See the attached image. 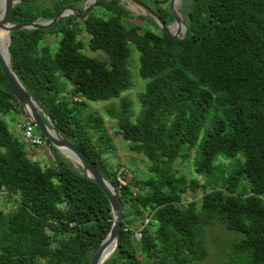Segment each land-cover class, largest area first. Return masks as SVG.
Segmentation results:
<instances>
[{
	"label": "trees",
	"instance_id": "16d2710c",
	"mask_svg": "<svg viewBox=\"0 0 264 264\" xmlns=\"http://www.w3.org/2000/svg\"><path fill=\"white\" fill-rule=\"evenodd\" d=\"M24 1L14 5L11 23L50 20L86 0H46L51 8ZM167 1L150 0L164 24L173 21L162 5ZM185 3L187 34L175 39L152 20L158 32L139 33L138 25L122 21L134 17L118 0H100L81 27L89 49L107 61L82 53L76 18L10 34L11 69L123 204L118 243L104 264H198L207 256L204 233L211 225L241 235L233 253L239 264H264V0ZM46 34L59 37L54 53L41 45ZM132 47L145 82L136 115L121 96L132 86ZM111 99L118 103L108 116L130 151L148 162L146 177L121 173L124 184L104 158L111 140L103 118L85 114L86 102ZM0 114L15 115L16 123L24 115L1 71ZM191 156L200 181L175 167ZM220 159L241 160L224 175ZM0 192L16 199L11 210L0 209V264H89L112 224L106 197L73 162L60 157L55 167L42 168L30 161L1 118ZM188 193L193 199L184 202ZM147 217L136 241L134 223Z\"/></svg>",
	"mask_w": 264,
	"mask_h": 264
},
{
	"label": "rangeland",
	"instance_id": "374dc122",
	"mask_svg": "<svg viewBox=\"0 0 264 264\" xmlns=\"http://www.w3.org/2000/svg\"><path fill=\"white\" fill-rule=\"evenodd\" d=\"M35 2H40L43 7L51 8L52 4L47 2L46 0H30ZM146 6L150 5V9L153 10L154 6L150 0H139ZM45 2V3H42ZM169 1L162 4L163 6L169 5ZM186 0H178L176 2L174 9L178 16L182 18L184 7L187 3ZM189 2V0H188ZM121 6H123L127 11H129L134 18L131 19H122V21L128 26L131 27L133 25L139 26V33H143L146 28H150L156 32L153 26L150 24L148 20H152L151 16L148 15L147 12L133 4L129 0H119ZM84 7L88 4L87 2L83 3ZM72 7H78L75 3H72ZM81 7L79 6L78 11H80ZM135 10V11H134ZM1 11V10H0ZM95 12L97 15L104 16L105 12L100 8H95ZM144 17L145 20L139 19L138 17ZM43 21L42 18L37 19V22ZM154 22V21H153ZM58 39L57 35H49L46 34L43 36V40L41 41V45H47L50 48L51 53H54L58 47ZM77 39L82 41L84 47L81 50L83 54L86 56L99 59L102 61H107L106 55L101 51L92 52L88 47V39L89 36L81 27V23H79V31L77 32ZM131 56L128 59L129 67L132 73V86L130 89L126 90L122 93V97H127L132 102V109L134 114L136 115L139 111V103H138V94L143 91L145 82L141 80L138 76V57L137 52L132 47L131 48ZM87 108L85 114L88 112L95 111L99 116L103 118L104 126L107 134L111 140V151L109 154L105 155L106 163L109 168L118 172L119 170H126V177L131 178L133 176L137 177H146L147 176V164L148 162L142 158L141 155L130 151V143L124 139L121 135L120 130L117 127L115 120L108 116L107 110L111 106H116L118 100L111 99L108 101H99V102H86ZM0 118L4 120V122L8 125L9 131L12 135L22 141L24 143V149L26 152L27 158L37 163L40 167H49L56 166L57 160L62 157L63 159L73 162L68 156L62 154L57 151L55 148L44 144L42 148H33L27 145L22 137L21 133L17 128V123L13 122V118L18 120V118L13 114L2 115L0 114ZM19 118H23L21 115ZM36 134H39L38 130H35ZM51 147V148H50ZM238 160H229V159H220L216 162V165L222 167L224 169V175H227L233 168V164H235ZM75 166L77 164L73 162ZM193 164V156L190 158L179 160L175 167L178 168L183 173L187 174L189 178H194L197 180H201L204 176L195 174L192 170ZM78 167V166H77ZM216 172L220 173V170H216ZM215 172V173H216ZM217 173V174H218ZM247 186L246 182H242ZM193 199L192 195L188 193L185 196L184 202H190ZM264 202V195L261 197ZM15 197H12V200H8L4 193L0 192V209L4 211H9L13 208V201H15ZM135 226V227H134ZM134 228L140 227V222L135 221ZM241 237V235L235 231H227L218 225H211L206 227L204 233V247L207 252L206 258H204L198 264H239V259H234V248L237 240Z\"/></svg>",
	"mask_w": 264,
	"mask_h": 264
},
{
	"label": "water",
	"instance_id": "95a60500",
	"mask_svg": "<svg viewBox=\"0 0 264 264\" xmlns=\"http://www.w3.org/2000/svg\"><path fill=\"white\" fill-rule=\"evenodd\" d=\"M99 1L100 0H87L88 4L83 9L82 13H79L72 8H66L50 20H43L41 22H37L36 20L28 24H13L10 22L14 5L20 2H25L24 0H2V8L0 11V31L4 33L3 40H5L6 47L4 55L0 52V71L16 102L19 106H21L23 114L29 119V121L32 122L43 138L48 141L53 148L62 154H65L73 162H75L81 170L83 178L98 186L109 203L112 214V224L108 234L100 243L89 264H104V262L108 260L114 252L118 243L119 230L123 219V204L113 186L101 176L83 152L58 133L43 107L35 99H33L23 87L10 67V54L8 48L10 45L11 32L18 30L45 29L62 19L70 17L84 20ZM129 1L147 12L158 28L170 37L175 39H184L186 36L187 27L182 18L176 14L174 9L178 0H170L169 2L170 14L173 18V22L171 24H164L152 9L139 0ZM172 26H175L174 31H171Z\"/></svg>",
	"mask_w": 264,
	"mask_h": 264
},
{
	"label": "built area",
	"instance_id": "2783aa9c",
	"mask_svg": "<svg viewBox=\"0 0 264 264\" xmlns=\"http://www.w3.org/2000/svg\"><path fill=\"white\" fill-rule=\"evenodd\" d=\"M17 128L21 133V137L23 141L27 143L29 146L40 148L45 144V139L43 138V136L40 133L39 134L35 133L36 130L35 126L32 124L31 121H29V119L25 115H23L21 121L17 123ZM121 173H124L126 175V170H119L117 172V180L121 184H124L123 179L121 177ZM148 224H149V217L144 219V222L140 227L133 230L134 239L136 241H140L142 236L141 231L143 228L148 226Z\"/></svg>",
	"mask_w": 264,
	"mask_h": 264
},
{
	"label": "flooded vegetation",
	"instance_id": "af4514ba",
	"mask_svg": "<svg viewBox=\"0 0 264 264\" xmlns=\"http://www.w3.org/2000/svg\"><path fill=\"white\" fill-rule=\"evenodd\" d=\"M168 1H169V0H168ZM85 2H87V0H86V1H81V2H75V4H76L78 7H76V8H74V7H69V8H72V9L76 10L77 12L82 13L83 9L85 8L83 3H85ZM118 2H119V0H118ZM162 4H164V3H162ZM119 5H120V3H119ZM79 6L81 7L80 11H78ZM147 6H148V5H147ZM122 7H123V6H122ZM148 7H150V6H148ZM164 7H165V6H164ZM93 8H94V7H93ZM167 9H168V11H169V13H170L169 5H167ZM92 10H93V9H92ZM92 10H91V11H92ZM91 11H90V12H91ZM95 13H96V12H95ZM76 22H77V23H81L82 20H81V19H76ZM172 22H173V21H172ZM172 22H170V23H168V24H171ZM45 144H47V143L45 142Z\"/></svg>",
	"mask_w": 264,
	"mask_h": 264
},
{
	"label": "bare ground",
	"instance_id": "6f19581e",
	"mask_svg": "<svg viewBox=\"0 0 264 264\" xmlns=\"http://www.w3.org/2000/svg\"><path fill=\"white\" fill-rule=\"evenodd\" d=\"M1 8H2V0H0V10H1ZM174 30H175V26H172L171 31H174ZM3 37H4V33L2 31H0V52L4 55L6 47H5V40H3Z\"/></svg>",
	"mask_w": 264,
	"mask_h": 264
},
{
	"label": "crops",
	"instance_id": "0c3cea01",
	"mask_svg": "<svg viewBox=\"0 0 264 264\" xmlns=\"http://www.w3.org/2000/svg\"><path fill=\"white\" fill-rule=\"evenodd\" d=\"M87 104V103H86ZM27 144V143H26ZM28 145V144H27ZM31 147V146H30ZM33 148H36V147H33ZM40 148H42V147H40Z\"/></svg>",
	"mask_w": 264,
	"mask_h": 264
}]
</instances>
